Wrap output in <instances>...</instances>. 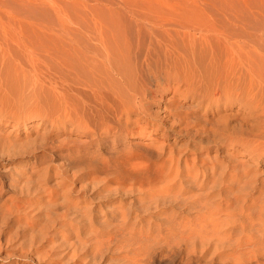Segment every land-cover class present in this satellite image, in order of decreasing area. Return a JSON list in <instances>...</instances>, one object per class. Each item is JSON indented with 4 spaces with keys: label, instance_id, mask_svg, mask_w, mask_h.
<instances>
[{
    "label": "rangeland",
    "instance_id": "1",
    "mask_svg": "<svg viewBox=\"0 0 264 264\" xmlns=\"http://www.w3.org/2000/svg\"><path fill=\"white\" fill-rule=\"evenodd\" d=\"M139 28L165 32L163 40L178 61L179 80L152 76L151 82L138 83V89L148 94L146 108L159 114L156 123L151 121L155 127L126 131L128 124L134 127L139 118L135 110L127 126L122 118L125 131L119 138L115 139L112 131L95 138L84 129L89 108L94 111L93 94L84 84L88 79L92 85L100 84L103 91L105 83L111 85L107 73L102 77L107 67L100 69L97 61L103 45L124 61L126 57L119 55L126 56L129 33L136 34ZM251 32L260 33L256 35L264 40V0H0V99L4 100L0 108L12 115L15 108L7 98L13 99L16 85L23 82L22 89L30 98L27 106L47 104L48 112L60 123L56 128L36 116L18 124L0 123V264H264V211L260 209L264 203V159L252 158L230 142L225 136L226 123L219 121L226 118L230 132L240 129L242 133L254 120L244 119L248 113H240L237 104L229 107L225 97L217 95L220 102L208 112L206 104L196 107L199 98L195 96L204 95L207 87L212 90L218 83L225 88L230 81L226 63H231L234 51L243 50L238 46L248 41L245 39H255ZM185 48L186 55L191 52L190 58L195 55L196 64L183 55ZM180 53L184 60L177 55ZM186 61L197 72L185 65ZM90 66L100 70L93 75ZM117 80L112 87L107 85L108 89L128 90ZM61 98L65 103L69 100L67 109L65 103L64 108L60 105ZM242 118L248 123L241 127ZM43 145L51 152H43ZM60 146L67 148L60 151ZM156 150L163 153L157 156ZM172 157L173 170L168 172ZM165 161L164 171L161 166ZM205 165L214 173L204 169ZM243 167L254 173L252 183L258 179L261 184L251 196L244 182L245 193L240 190L239 198L237 190L243 181L235 172ZM188 170L198 174L196 182L185 176ZM166 186L172 187L162 195ZM160 195L167 196L161 200Z\"/></svg>",
    "mask_w": 264,
    "mask_h": 264
},
{
    "label": "bare ground",
    "instance_id": "2",
    "mask_svg": "<svg viewBox=\"0 0 264 264\" xmlns=\"http://www.w3.org/2000/svg\"><path fill=\"white\" fill-rule=\"evenodd\" d=\"M144 29H146V30H143V28H139L138 30H137V32H136V34L135 33H131V35L133 36L134 34V36L133 37H131V35H130V33H129V36H130V41H129V45H128V43H127V45H128V47L125 45L124 47H126V49H125V55L126 56H123V55H119V57L120 56H122L123 58L124 57H126V59H124V61H126V62H124V61H121V60H118L117 58V55H116V53H115V50L113 51V50H111L110 49V47H108L106 44L105 45H103L104 46V49H103V53L101 52V54H99L100 55V60H97V59H95V60H97L98 61V63H99V68L100 69H103L104 67H107L106 68V72H105V70H104V72H103V74H104V76H102V77H106L105 75H106V73H107V77L106 78H108L109 79V81L111 82V85H112V83H113V81L116 83V80L117 79H119V82L120 81H122L124 84H125V86L127 87V89L128 90H126L125 91V89L124 90H122L121 88H112V89H108V87L109 86H111V85H109L110 83H105V85L107 84V85H109L108 87H107V85H106V87H104V91H103V89L101 88V85L100 84H98V85H92V83L91 82H88V79H86L87 80V82L84 84L85 86L87 85L89 88H90V92H92V94L93 95H91V98L93 97L94 99H93V101H90V102H92L91 103V105L93 106V110L94 111H92V108H89L90 109V112L88 113L89 114V116H88V118H87V116L85 117L87 120H86V122H85V125H84V129L86 130V131H88L90 134H92V135H95V138H100V136L102 135V133H105L104 131H106L107 133L108 132H111L112 131V133H113V135H114V137H115V139H117V138H119L120 137V135L122 134V132L123 131H125L124 130V124L126 125V123L128 124V123H130V121H131V119H130V115L132 114L131 112H133V111H135V110H137V114L139 115V118L137 117V119H136V121H135V125H134V127L132 126H130V124H128L129 126H128V128H126V131H128L129 132V130H136V131H139V130H146V128H147V126H156L155 125V123H156V121H158L159 120V114H154V112L152 113L150 110H149V108L147 109L146 108V105H147V98H148V94H147V92L146 91H140L139 89H138V86L137 85H139L138 83H140V85H141V83H147L148 81H150V78H152V76L153 77H155L156 79H157V77H162V76H164V77H166L168 80H169V82L170 81H172V80H179V77H178V73H179V71L177 70V60H176V62L174 61L176 58L174 57H172V49L170 48V45L168 44V43H165L164 42V40H163V35L165 34V32H163L162 30H160V31H162V33L160 34L159 32H157V29H155V28H153V31L154 32H152V29H147V28H144ZM161 29V28H160ZM249 29V28H248ZM251 29V28H250ZM252 29H255V28H252ZM251 29V30H252ZM261 29V28H260ZM166 30V29H165ZM213 30V29H212ZM156 31V32H155ZM159 31V30H158ZM177 31V30H176ZM208 31V30H207ZM214 31V30H213ZM91 32V31H90ZM131 32V31H130ZM125 33V32H124ZM164 33V34H163ZM171 33V32H170ZM251 33H253V32H251ZM250 33V34H251ZM55 34H56V32H55ZM128 34V33H127ZM158 34L159 35H161V37H162V40H161V37L160 36H158ZM217 34H218V30H217ZM255 34V35H254ZM256 34H258V33H253V35L254 36H256L255 37V39H253V40H249V39H245V40H248V41H245L244 42V45L242 46V45H239L238 47L240 48V49H243L241 52H239V51H234L233 52V54L231 55L232 56V58H231V63L230 64H227L226 63V65H228L227 67H228V69H229V71H230V73H228V74H230V81H229V83L226 85V86H224L225 88H223V90L221 89V83H218V85L216 86V88H213L212 90H211V88L209 89V87H207L208 88V90H205V93H202V94H204V95H199L198 93H195V96L196 97H198L199 98V101H198V103H197V106L196 107H203V105H205L206 106V108H207V111L209 112V110H211L212 108H213V106L215 105V103L216 104H218V102H220V99H218V98H216V96L217 95H220L219 96V98H223V97H225L226 98V100L229 102V107H233L234 105H238L239 106V108H238V111L240 112V113H248V115H246V117L244 118V119H246L247 121H248V119H252V120H254V122H253V124L252 125H250L249 127H248V124H246V123H248L247 121L245 122V120H243V118H242V120L244 121V122H242V120H241V127L243 126V125H245L246 124V128L244 127V132H242L241 133V131H240V129H237V132L239 133V134H237V132L236 133H233V132H230L229 131V129H228V126H230L229 125V123H227V119L226 118H224V117H221L220 118V123L222 122H224L223 124L225 125V123H226V127H224V129L226 128V133H225V136L228 138V140H230V142H232L233 144H235V145H237V146H241L245 151H248L249 152V154L251 155V157L252 158H255V159H264V51H263V47H264V44H263V42H264V40H263V38H262V36H257ZM60 35V34H59ZM117 35H119V34H117ZM172 35V36H171ZM171 37H174V35L171 33ZM183 35L185 36V38H186V35L187 34H184L183 33ZM182 35V36H183ZM189 35L190 36H192V34H190L189 33ZM195 35V34H194ZM223 35H225V34H223ZM258 35H261L260 33L258 34ZM72 36V35H71ZM94 36V35H93ZM102 36H103V34H102ZM102 36H101V38L100 39H102ZM105 36V35H104ZM120 36V35H119ZM128 36V37H129ZM183 36V37H184ZM113 37V36H112ZM117 37V36H116ZM115 37V38H116ZM127 37V36H126ZM127 37V38H128ZM166 37V36H165ZM207 37V36H206ZM206 37H205V39H206ZM249 37H253L252 36V34H251V36H249ZM91 38V37H90ZM99 38V37H98ZM119 37H117L116 39H118ZM190 38H192V37H190ZM203 38H204V35H203ZM202 37H200V39H202L203 41H204V39H203ZM218 38V37H217ZM92 39V38H91ZM99 39V40H100ZM173 39V41H174V38H172ZM231 39V38H230ZM99 40H97V41H99ZM103 40V39H102ZM101 40V41H102ZM105 40V39H104ZM119 40V39H118ZM120 40H121V38H120ZM196 40V39H195ZM95 41V40H94ZM96 41V42H97ZM100 41V42H101ZM114 41H116V40H114ZM122 41V40H121ZM125 40L123 39V42H124ZM213 41V40H212ZM234 41V40H233ZM100 42H98V43H100ZM113 42V41H112ZM128 42V41H127ZM184 42V41H183ZM186 43H187V41H185ZM191 42H192V40H191ZM206 42V41H205ZM238 42V41H237ZM32 43V42H31ZM82 43V42H81ZM114 43V42H113ZM119 43V42H118ZM176 43V42H175ZM185 43V44H186ZM207 43V42H206ZM212 43V42H211ZM21 44V43H20ZM193 45H195L194 43H192ZM235 44H237V43H234V46L233 47H235ZM263 44V45H262ZM36 45V44H35ZM78 45V44H77ZM83 45V44H82ZM99 45V44H98ZM101 45V44H100ZM116 45H117V43H116ZM121 45V44H120ZM188 45H190V44H188ZM207 45V44H206ZM221 45H222V42H221ZM30 46H31V44H30ZM37 46V45H36ZM89 46V45H88ZM87 46V47H88ZM103 46H101V47H103ZM171 46H173V44L171 45ZM176 47H177V45H175ZM31 47H33V43H32V46ZM59 47V46H58ZM76 47V46H75ZM84 47H85V45H84ZM100 47V46H99ZM122 48L121 49H123V46H121ZM175 47V48H176ZM212 47V46H211ZM237 47V46H236ZM237 47V48H238ZM22 48V47H21ZM82 48V47H81ZM119 48V47H118ZM238 48V49H239ZM33 49V48H32ZM31 49V50H32ZM43 49V48H42ZM45 49V48H44ZM77 49V48H76ZM90 49V48H89ZM120 49V48H119ZM118 49V50H119ZM186 49V51H184L185 52V54H184V52H183V55H185V57L186 56H188V59H191V61H193V59H194V56L193 57H191L190 58V56L191 55H189L191 52H190V49L188 50L190 53L188 54V55H186V53H188L187 52V48H185ZM238 49H236V50H238ZM53 50H54V48H53ZM64 50V49H63ZM192 50V49H191ZM206 50V49H205ZM234 50V49H233ZM121 52L123 51V50H120ZM27 52H29V51H27ZM32 52V51H31ZM30 52V53H31ZM100 52V51H99ZM175 52H176V49H175ZM194 52V51H193ZM192 52V53H193ZM228 52V51H227ZM47 53V52H46ZM84 53V52H83ZM177 53V52H176ZM179 53V52H178ZM231 53V52H230ZM33 54H35V53H33ZM51 53H49V55H50ZM65 54V53H64ZM121 54V53H120ZM123 54V53H122ZM30 55V54H29ZM28 55V56H29ZM96 55H97V53H96ZM178 56L180 55V58L183 56H181V53L180 54H177ZM38 56V55H37ZM51 56V55H50ZM68 56V55H67ZM72 56V55H71ZM79 56H81L80 54H79ZM87 56V55H86ZM174 56V55H173ZM26 57H27V55H26ZM82 57V56H81ZM122 57H120V58H122ZM34 58V57H33ZM41 58V57H40ZM60 58V57H59ZM83 58V57H82ZM86 58V57H85ZM99 58V57H98ZM193 58V59H192ZM58 59V58H57ZM75 59V58H74ZM179 59V58H178ZM186 59H187V57H186ZM185 59V60H186ZM187 59V60H188ZM29 60H31V59H29ZM47 60V59H46ZM69 60H71V59H69ZM83 60V59H82ZM181 60H184V58H181ZM180 60V61H181ZM224 60V59H223ZM228 60V59H227ZM33 61H34V59H33ZM94 61V60H93ZM190 60H189V62L190 63H192ZM35 62V61H34ZM47 62V61H46ZM75 63H76V61H74ZM80 62V61H79ZM88 62V61H87ZM182 62V61H181ZM187 62V61H186ZM185 62V65L186 64H189L188 66L190 67L191 65H190V63H186ZM220 62V61H219ZM32 63V62H31ZM36 63V62H35ZM49 63V62H48ZM51 63V62H50ZM64 63V62H63ZM62 63V64H63ZM68 63V62H67ZM106 65H104V64ZM193 63H195L194 61H193ZM210 63V62H209ZM229 63V62H228ZM65 64V63H64ZM93 64V63H92ZM182 64V63H181ZM184 64V63H183ZM196 64V63H195ZM100 65H101V67H100ZM229 65H230V67H229ZM65 66V65H64ZM66 66H69L70 67V64L69 65H66ZM76 66V65H75ZM89 66V65H88ZM180 66V65H179ZM186 67V69L187 68H189V67ZM193 66H194V64H193ZM68 67V68H69ZM83 67V66H82ZM98 67V66H97ZM96 66H90L89 68H90V73H92L93 75H94V72H96V71H99V70H96V69H98ZM184 66L183 65H181V69L183 68ZM195 67V66H194ZM197 67H199V66H197ZM226 67V66H225ZM51 68V67H50ZM77 68V67H76ZM85 68V67H84ZM191 68H192V66H191ZM185 69V68H184ZM194 68H192V70H193ZM210 68H208V70H209ZM213 69V68H212ZM2 70H4V69H1V71ZM180 70V69H179ZM183 70V69H182ZM188 70H190V69H188ZM196 69H194V71H195ZM221 70H223V69H221ZM33 71V70H32ZM45 71V70H44ZM53 71V70H52ZM55 71V70H54ZM89 71V70H88ZM178 71V72H177ZM193 71V72H194ZM200 71V70H199ZM210 71V70H209ZM6 72V71H5ZM47 72V71H46ZM60 71L58 70V73H59ZM85 72H87V71H85ZM181 72V71H180ZM192 72V71H191ZM192 72V73H193ZM196 72H197V70H196ZM212 72H213V70H212ZM9 73V72H8ZM33 73V72H32ZM53 73H55V72H53ZM57 73V72H56ZM71 73V72H70ZM102 73V72H101ZM192 73L191 74H189V75H192ZM219 73H221V72H219ZM2 74H4V73H2ZM14 74V73H13ZM61 74V73H60ZM66 74V73H65ZM68 74H69V72H68ZM82 74V73H81ZM100 74V73H99ZM198 74V73H197ZM215 74V73H214ZM226 74V73H225ZM49 75H51V74H49ZM206 75V74H205ZM219 75V74H218ZM3 76V75H2ZM84 76V75H83ZM8 77V76H7ZM48 77V76H47ZM52 77V76H51ZM86 77V76H85ZM196 77V76H195ZM212 77H213V75H212ZM212 77H210V79L212 78ZM226 77H228V76H226ZM15 78V77H14ZM53 78V77H52ZM66 78H67V76H66ZM98 78H99V76H98ZM106 78H99L100 79V81H101V79L102 80H104L105 82H106ZM196 78H199L198 76L196 77ZM208 78H209V76H208ZM11 79H13V77H11ZM20 78H18L17 80H19ZM26 79H27V77H26ZM57 80H58V78H56ZM85 79V78H84ZM107 79V80H108ZM116 79V80H115ZM154 79V78H153ZM162 79V78H161ZM201 79V78H200ZM224 79V78H223ZM1 80H2V77H1ZM9 80V79H8ZM16 80V81H17ZM50 80V79H49ZM70 80V79H69ZM74 80V79H73ZM79 80V79H78ZM85 80V81H86ZM191 80V79H190ZM219 80V79H218ZM227 80V79H226ZM4 81V80H3ZM27 81V80H26ZM60 81H62V82H64V83H62V84H64L65 85V81H63V80H60ZM74 81H76V80H74ZM118 81V80H117ZM152 81V80H151ZM150 81V82H151ZM198 81V80H197ZM11 82H13V81H11ZM18 83H21L20 81H17ZM46 82V81H45ZM51 82V81H50ZM81 82V81H80ZM98 82H99V80H98ZM97 82V83H98ZM102 82V81H101ZM122 82H120V83H122ZM23 83V82H22ZM21 83V84H22ZM47 83V82H46ZM74 83V82H73ZM90 83V84H89ZM96 83V82H95ZM114 83V84H115ZM123 83L121 84V85H123ZM14 84H15V82H14ZM21 84H18V85H21ZM56 84H58L59 85V83H56ZM67 84V83H66ZM75 84V83H74ZM114 84H113V87H114ZM12 85H13V83H12ZM18 85H16V89H18L17 90V92H16V94L14 93V95H13V99H9V98H7V101L8 100H10V102L9 103H11V102H13V103H11L12 105H14V112L12 113V115H11V113L8 111V112H6L5 111V109H4V112L2 111V107H3V105H1L0 107L2 108H0V123H2V122H5V121H7V122H9V124H10V122L11 121H14L15 122V124H18L19 123V121H26V120H28V117L30 118V117H33V116H36V117H39L40 118V120L42 121V123L43 124H45L47 121H49L50 122V124L54 127V126H56V128H58L57 126L60 124V123H58L57 121H55V117L51 114V113H49L48 111H51L50 109H48L47 107H50V106H47L46 107V105L44 106H42V105H39V106H37V107H29V105L27 106V104H28V102H29V97H28V95L27 94H25V91L22 89V85L19 87V88H17V86ZM25 85H26V83H25ZM63 85V86H64ZM82 85V84H81ZM102 85H103V83H102ZM116 85V84H115ZM3 86V85H2ZM15 86V85H14ZM83 86V85H82ZM87 86H86V88H87ZM117 86V85H116ZM118 86H119V84H118ZM124 86V85H123ZM50 87V86H49ZM54 87L57 89V91H58V86H56L55 84H54ZM62 87V86H61ZM112 87V86H111ZM111 87H109V88H111ZM5 88V87H4ZM64 88V87H63ZM62 88V89H63ZM67 88H68V86H67ZM190 88H194V84H191L190 83ZM206 88V89H207ZM7 89V88H6ZM16 89H15V91H16ZM20 89V90H19ZM65 89H66V87H65ZM64 89V91H66ZM70 89H72V88H70ZM75 89V88H74ZM105 89H107V91L105 92ZM148 89V88H147ZM229 89V90H228ZM9 90V89H8ZM37 90H38V88H37ZM54 90V89H53ZM61 90V89H60ZM76 90V89H75ZM193 90H196V88H194ZM13 91H14V89H13ZM44 91V90H43ZM46 91V90H45ZM63 91V92H64ZM78 91V90H77ZM88 91V92H89ZM127 92V93H125V92ZM11 92H12V90H11ZM27 92V91H26ZM36 92V91H35ZM60 92V91H59ZM62 92V91H61ZM67 92V91H66ZM49 93V92H48ZM52 92H50V94H51ZM10 94V93H9ZM37 94V93H36ZM44 94V93H43ZM62 94V93H61ZM65 94V93H64ZM89 94V93H88ZM225 94V95H224ZM59 95V94H58ZM57 95V96H58ZM63 95V94H62ZM70 95V94H69ZM42 96V95H41ZM46 96H48V95H46ZM61 96V95H60ZM64 96V95H63ZM7 97V96H6ZM37 97V96H36ZM51 97V96H50ZM11 98V97H10ZM33 98V97H32ZM63 98V97H62ZM60 99L61 100V102H59L60 103V105L62 104V106H63V104L65 103L64 101H66V99L64 100V99ZM66 98V97H65ZM72 98V97H71ZM48 99V98H47ZM46 99V100H47ZM59 100V101H60ZM64 100V101H63ZM0 101H4V100H1L0 99ZM51 101V100H50ZM49 101V102H50ZM55 101V100H54ZM63 101V102H62ZM7 102V104H9ZM71 102H72V99H71ZM52 103V102H51ZM51 103H48V104H51ZM54 103H56V102H54ZM53 103V104H54ZM58 103V102H57ZM56 103V104H57ZM67 103V106L69 105L68 103H69V100H68V102H66ZM66 103H65V108L67 109L68 107L66 106ZM73 103V102H72ZM0 104H1V102H0ZM2 104H4V105H6V103L4 102V103H2ZM11 104H9V106H11V107H13ZM55 105V104H54ZM89 105H90V103H89ZM170 105V104H169ZM8 106V107H9ZM57 106V105H56ZM64 106H63V108H64ZM11 107H10V109H11ZM51 107H52V105H51ZM76 107V106H75ZM5 108V107H4ZM56 108V107H55ZM77 109V108H76ZM68 110H70V109H68ZM83 110V109H82ZM206 110V109H205ZM214 110V109H213ZM67 111V110H66ZM65 111V112H66ZM64 112V113H65ZM78 112H80V111H78ZM86 112H88V110H86ZM85 112V113H86ZM214 112V111H213ZM69 112L67 111V113L66 114H68ZM240 113H239V115H240ZM244 113V114H245ZM81 114V113H80ZM237 114L238 113H236V116H237ZM65 115V114H64ZM79 115V114H78ZM238 115V116H239ZM68 116H69V114H68ZM68 116H66V118H68ZM70 117H71V115H70ZM84 117V116H83ZM113 117H116L117 118V120L116 119H114ZM122 118H125V123L124 124H122L121 122H122ZM132 118V117H131ZM233 118V117H232ZM64 119V118H63ZM114 119V121H112ZM161 119V118H160ZM66 120H68V119H66ZM71 120H73V119H71ZM58 121H59V117H58ZM63 121V120H62ZM151 121H154V122H152L151 123ZM218 121V122H219ZM48 123V122H47ZM189 123V122H188ZM250 123H252V122H250ZM7 124V123H6ZM219 124V123H218ZM51 126V127H52ZM127 126V125H126ZM189 126V125H188ZM187 126V127H188ZM234 126H236V125H233V128L234 129H236V127H234ZM173 127V126H172ZM237 127H238V125H237ZM239 127H240V125H239ZM214 128V127H213ZM232 128V127H231ZM165 129V128H164ZM186 129V128H185ZM188 129V128H187ZM201 129H203V128H201ZM205 129V128H204ZM245 129L247 130L246 132H245ZM215 130H217L216 129V127H215ZM215 130H213V131H215ZM233 130V129H232ZM164 131H168V129H165ZM197 131V130H196ZM199 131V130H198ZM206 131H208V130H205V132ZM222 131H224V130H222ZM236 131V130H235ZM240 131V132H239ZM210 132H212V130H210ZM186 133V132H185ZM241 133V134H240ZM124 135V134H123ZM1 136V135H0ZM194 137V136H193ZM94 139V138H93ZM6 140V139H5ZM92 140V139H91ZM90 141V140H89ZM99 141V140H98ZM8 142H10V141H8ZM12 142V141H11ZM18 142V141H17ZM36 142V141H35ZM40 142H41V140H40ZM4 143V142H3ZM31 143V142H30ZM44 143V142H43ZM45 143H46V141H45ZM48 143V142H47ZM16 144V143H15ZM41 144V143H40ZM10 145V144H9ZM19 145V144H18ZM23 145V144H22ZM26 145V144H25ZM62 145H64V144H62ZM66 145V144H65ZM51 146H52V144H51ZM51 146L49 147V148H51ZM67 146V145H66ZM65 146V147H66ZM64 146H60V148H59V150L60 151H64L66 148H65ZM1 149L3 148L2 146L0 147ZM11 148V147H10ZM20 150H21V148L20 147H18ZM32 148V147H31ZM42 150H43V152H45V151H47L48 150V147H46V145L44 146H42V147H40ZM40 148H38V149H40ZM65 148V149H64ZM15 149H16V147H15ZM19 149H16V150H18L19 151ZM47 149V150H46ZM161 149V148H160ZM159 149V150H160ZM164 149V147H162V150ZM3 150V149H2ZM11 150H13V149H11ZM15 150V151H16ZM37 150V149H36ZM51 150H53V148H51ZM1 151V150H0ZM7 151V150H6ZM17 151V152H18ZM23 151V150H22ZM21 151V152H22ZM40 151V150H39ZM49 151V150H48ZM156 151H158V150H156ZM164 151V150H163ZM34 152V151H33ZM49 152H51V151H49ZM2 153V152H1ZM15 153V156H16V154H19L20 155V153H16V152H14ZM23 153V152H22ZM155 153V152H154ZM158 153H159V151H158ZM157 153V156L158 155H161L163 152L161 151L159 154ZM4 154H6L5 152H4ZM12 154V153H11ZM45 154V153H44ZM0 156H2L3 157V154L1 155L0 154ZM10 156V155H9ZM13 156V155H12ZM18 156V155H17ZM21 156V155H20ZM14 157V156H13ZM22 157V156H21ZM35 157H36V155H35ZM67 158V157H66ZM7 159V158H6ZM158 159V158H157ZM161 159V158H160ZM170 159V161H171V163H170V165H169V168H168V172H169V170L171 171V170H173V164H172V161H174V158L172 157V158H169ZM173 159V160H172ZM10 160H13V159H10ZM1 161V160H0ZM167 161V160H166ZM164 162L163 163V165L161 166V168H164V171H165V167H166V164H167V162ZM169 163V162H168ZM257 165H259V163H257ZM192 166V165H191ZM245 166V165H244ZM203 167V166H202ZM246 167H248V165L246 166ZM215 168V167H214ZM244 168L245 167H243L242 168V170H241V172L239 171L238 173H236L235 172V175L237 174H239L238 176H240V177H242V181H243V183H242V186H240V188H238V190L237 191H242L243 193H245L244 192V182L245 183H247V186H245L246 188H245V190H247V194L248 195H250L251 194V196H252V194H253V190H257L258 189V187H260V182H259V180L258 179H256V180H254L253 181V183L250 181V179L252 180L253 178L252 177H254V173L252 174L249 170H246V168H245V170H244ZM184 169V168H183ZM204 169H206V170H208L209 172L210 171H214V170H209V168L207 167V165H205V168ZM213 169V168H212ZM206 170H204V171H202L203 172V174L206 176V178H209L210 176H207L208 175V171H206ZM167 171V170H166ZM227 171V170H226ZM165 173V172H164ZM214 173V172H213ZM213 173H212V175H213ZM221 175H222V172L220 173ZM197 175L198 174H191V171L190 170H188L187 171V174L185 175V176H187V177H195V178H197ZM224 175V174H223ZM165 175H163V177H164ZM177 176V175H176ZM166 177V176H165ZM219 177V176H218ZM222 177V176H221ZM235 177H237V176H235ZM245 177V179L243 180V178ZM195 178L194 179H192L191 178V180L194 182H196L197 180H195ZM256 178V177H255ZM254 178V179H255ZM181 179H182V176H181ZM241 179V178H240ZM187 180H188V178H187ZM178 181H180V185L182 186V184H184L183 183V181H181L180 179L178 180ZM248 181L249 182H251L252 184H254V182H255V184L257 183V182H259V184L257 183L256 185H253L252 186V184L250 183H248ZM240 182H241V180H240ZM161 183V182H160ZM163 184V183H162ZM212 184H213V182H212ZM190 185V184H189ZM215 185V184H214ZM246 185V184H245ZM250 185H251V189H250ZM188 186V185H187ZM249 186V187H248ZM262 186H264V184H262ZM172 186H168V188H167V186H166V188L165 187H163V188H165L164 190H162L161 191V189H160V191L162 192V195H163V192H167L170 188H171ZM211 187H212V185H211ZM227 187V186H226ZM238 187V186H237ZM161 188V187H160ZM213 188H214V186H213ZM242 188V189H241ZM247 188H249V190L247 189ZM261 188H263V187H261ZM160 191L158 190V192H155V193H158V195H157V198H158V196H159V194H160ZM236 191V192H237ZM238 192L237 193V196L241 193V195H242V192ZM258 191V190H257ZM259 192H261V191H259ZM263 192V191H262ZM261 192V193H262ZM236 194V193H235ZM246 194V195H247ZM264 194V193H263ZM262 194V195H263ZM152 195V194H151ZM154 195V194H153ZM162 195H160V197L159 198H161V200H162V198H164L165 199V197L167 196H165L164 195V197H162ZM155 196V195H154ZM236 196V197H237ZM251 196H249V197H246V200L247 201H249L250 200V198H251ZM261 196V195H260ZM169 197V196H168ZM173 197H176V196H174L173 195ZM178 197V196H177ZM235 197V195H234V199L236 200L237 198ZM239 197V196H238ZM263 197H264V195H263ZM170 198H172V196L171 197H169V199ZM192 198V197H191ZM195 198V197H194ZM240 198V197H239ZM238 198V199H239ZM186 199V198H185ZM237 199V200H238ZM245 199V198H244ZM254 199V198H253ZM252 199V201H254ZM257 199V198H256ZM264 199V198H263ZM168 200V199H167ZM246 200H242V201H245V202H247ZM156 201L158 202L159 201V199H156ZM173 201V200H172ZM175 201V200H174ZM173 201V202H174ZM191 201H192V199H191ZM195 201V200H194ZM194 201L191 203V205H193L194 204ZM164 202H166V201H164ZM170 202V201H169ZM186 202V201H185ZM154 203V202H153ZM160 203V202H159ZM174 203H176V201L174 202ZM182 203V202H181ZM184 203V202H183ZM189 203V202H188ZM261 203V202H260ZM170 204V203H169ZM168 205V204H167ZM181 205V204H180ZM201 205V204H200ZM203 205V204H202ZM209 205V204H208ZM241 205H245V204H241ZM263 207L262 208H260V209H262V211H264V203L263 204H261ZM175 206V205H174ZM177 206V205H176ZM184 206V205H183ZM195 206V205H194ZM197 206V205H196ZM240 206V205H239ZM154 207V206H153ZM159 207V206H158ZM199 207V206H198ZM261 207V206H260ZM182 209L184 208V207H181ZM195 208V207H194ZM201 208V207H200ZM206 208V207H205ZM203 209L204 210V212H205V210L206 209ZM209 208V207H208ZM201 209V210H202ZM218 209V208H217ZM200 210V209H199ZM183 211L184 210H182L181 212L183 213ZM190 211V210H189ZM189 211L187 212V213H189ZM193 211V210H192ZM185 212V211H184ZM201 212V211H200ZM218 212V211H217ZM242 213V212H241ZM264 213V212H263ZM247 214V213H246ZM248 214H250V213H248ZM255 214V213H254ZM257 214V213H256ZM184 215H186V214H184ZM177 216V215H176ZM175 216V217H176ZM243 216V215H242ZM260 216V215H259ZM258 216V217H259ZM184 218V217H183ZM183 218L179 221L181 224L182 223H184L183 222ZM190 220V219H189ZM228 220V219H227ZM226 220V221H227ZM259 220V219H258ZM222 221H224V220H222ZM261 221V220H260ZM171 222V221H170ZM178 222V223H179ZM235 222V221H234ZM240 222V221H239ZM177 223V222H176ZM178 223H177V225H178ZM179 223V225H181ZM200 223V222H199ZM262 223H264V222H262ZM261 223V224H262ZM169 224V223H168ZM173 224V223H172ZM224 224V223H223ZM170 225V224H169ZM176 225V224H175ZM178 225V227H181V226H179ZM186 225V224H185ZM227 225V224H226ZM231 225V224H230ZM235 225V224H234ZM233 225V226H234ZM174 226V225H173ZM183 226L184 225H182V228H183ZM176 227V226H175ZM186 227V226H185ZM243 227V226H242ZM171 228H173V227H171ZM222 228V227H221ZM225 228V227H224ZM223 228V229H224ZM181 229V228H180ZM243 229V228H242ZM179 230V229H178ZM186 230V229H185ZM209 230V229H208ZM181 231V230H180ZM192 232V231H191ZM218 232V231H217ZM221 232H222V230H221ZM182 233V232H181ZM217 235L219 236V234L217 233ZM237 238V237H236ZM226 239V238H225ZM228 239V238H227Z\"/></svg>",
    "mask_w": 264,
    "mask_h": 264
}]
</instances>
